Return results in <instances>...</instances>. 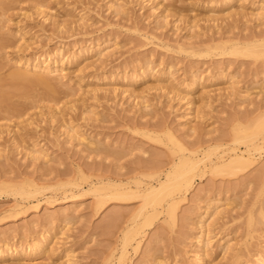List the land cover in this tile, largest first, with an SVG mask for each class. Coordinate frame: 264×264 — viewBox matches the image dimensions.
I'll use <instances>...</instances> for the list:
<instances>
[{
	"label": "rangeland",
	"instance_id": "374dc122",
	"mask_svg": "<svg viewBox=\"0 0 264 264\" xmlns=\"http://www.w3.org/2000/svg\"><path fill=\"white\" fill-rule=\"evenodd\" d=\"M30 1H11L6 10L0 9V38L5 36L12 43L0 48V77L7 78L15 69L18 55L31 52L53 53L71 62L64 63L62 85L50 80L61 86L54 85L55 94L48 96L41 83L20 81L5 86L10 92L8 104L17 106L18 112L0 108V184L29 181L43 189L34 199L13 194L7 187L0 189V251L8 244L13 250L29 247L43 233L52 236L33 254L0 258V264H194L198 250L202 251L203 264H232L230 252H222L226 240L248 255L237 263L244 264L264 243V218L254 217L251 228L246 227L249 212H256L264 200V195L257 198L252 179L264 154L254 156L247 171L237 175L205 164L222 149H244L232 138L233 126L245 122V117L252 119L256 112H251L254 102H242V94L250 88L249 98L255 103L264 97V89L258 93L264 88V17L252 15L264 0H233L225 6V0H165L156 9L152 8L154 0V4L152 0H47L52 14L46 15V20L44 14L30 9ZM113 4L123 8L115 11ZM240 9L246 14L230 16ZM213 17L219 19L213 21ZM54 19L64 23L59 30L54 28ZM19 28L22 34L16 33ZM223 34L253 35L259 41L252 49L234 54L202 50L206 44L200 43L202 39L214 37L215 43ZM22 43L29 45L27 50H18ZM191 43L196 44V52L180 48ZM100 51L105 55L99 57ZM143 65L152 67L157 75L137 81L133 94L127 80ZM196 71L206 80L190 96L194 116L185 117L186 100L177 95L184 87L176 91L171 86L188 83ZM228 79H235L232 82L238 89L234 85L235 89L229 90L232 82ZM238 90L242 96L237 97ZM201 91H209L206 105L199 101ZM138 92L146 97L144 101L137 97ZM56 101L67 113L68 123L50 117L46 107ZM185 121L200 130L186 135ZM71 126L104 144L110 153L84 151V146L67 136ZM168 131L181 148L197 143L207 149L208 156L190 190L178 195L174 218L164 209L151 212L147 219L138 216L141 198L107 199L97 209L94 194L88 189L90 183L123 184L125 177L149 182L156 172L169 166L171 158L178 159L180 147L169 139ZM32 146L42 148L49 158H33L29 152ZM62 209L74 212L66 220L55 219ZM113 215L117 218L114 222ZM200 223L204 225L202 232ZM136 228L138 234L122 256L125 236ZM204 239L209 240V252L202 245Z\"/></svg>",
	"mask_w": 264,
	"mask_h": 264
},
{
	"label": "bare ground",
	"instance_id": "6f19581e",
	"mask_svg": "<svg viewBox=\"0 0 264 264\" xmlns=\"http://www.w3.org/2000/svg\"><path fill=\"white\" fill-rule=\"evenodd\" d=\"M11 1H16V0H0V9L6 10L9 7V4ZM31 1H32V3H30L31 4L30 9H34L35 14H44L45 15V16L43 15L44 20L48 19V17H46V15L52 14V13L49 11L51 9L48 6L49 4L47 3V0H31ZM146 1H151V0H146ZM154 1H157V2L154 4V2L152 0V2L154 4L152 6V8L156 9V6L160 5L161 2H163L165 0H154ZM231 1H233V0H225L224 6H225V4L230 3ZM237 1L242 2L245 0H237ZM113 6H116L115 11H116V8H119V10L123 8L122 7L123 5L121 6V5H117V4L114 5L113 4ZM257 9H258V11L255 13H252V15L254 14V16H256V18H258V19L263 18L264 17V5L260 4ZM240 10H241L240 12L234 11L231 13V15L230 14L229 15L235 16V15H239V14H246L244 11H242V9H240ZM124 12H126V11L124 10ZM160 14H162V13H160ZM241 16H245V15H241ZM164 17H163V19H164ZM160 18H161V16H160ZM219 18H221V17H219ZM219 18L213 17L211 19L213 21H216ZM231 18H233V17H231ZM160 21H162V20H160ZM163 22H164V20H163ZM62 23L58 20H55V19L53 20L54 28L57 30L60 29ZM158 24H162V23H158ZM63 25H64V23H63ZM194 26L192 28H194ZM190 28H191V26H190ZM16 33L22 34V30H20V28H19V29H17ZM196 33L198 34V32H195V34ZM193 37H195V35ZM20 38L24 39L23 36ZM217 39H219L220 41L215 42V43H213L215 40L214 37H208L207 39H202L200 41V43L201 42L206 43L205 48L203 49V47L200 46L201 44L198 46H200L203 51L204 50L207 51V50H216V49L218 50L219 49L221 54H227V53L234 54L237 51H239L240 49H245V50L252 49L251 47H254L257 44V42L259 41L253 35H251V37L245 36V35L241 37V36H236V35H224L223 34L222 36H220ZM9 41H11V40H9V38H7L5 36H1L0 48H3L4 46H6L8 44L11 45L12 43ZM183 44H181V45H183ZM196 44H199V40L196 41ZM196 44H192L191 46L190 45L184 46L185 45L184 44L183 46L180 45L181 46L180 48L181 49H183V48L184 49H190V50H192V52H196V50H194V48L196 47L195 46ZM198 46H197V48H198ZM28 47H29V45H26L23 43L20 45H17L18 50H27ZM220 53H218V54H220ZM52 54L50 53L47 55H42V54L36 55V54L31 52V53H27V54H23V55H18L14 59L15 63L13 64V69H14V65H15V69L13 71H11V73L9 74V76H7V78L6 77L3 78L2 76L0 77V108L2 106H4V108L8 107V108L12 109L13 111H17V106H12V105L8 104V98L10 96V92L5 90V86L6 85H13V84L16 85V83L20 82V81L23 83L25 82L26 84L27 83H31V84L41 83V84H43V87L45 86L44 88L46 90L47 95L50 94V92L55 94V90H57V88L61 87V86H57V84L58 85L63 84V83L61 84V78L65 76L64 74H66V69L64 67V63H66V62L69 63L71 61L65 60L66 58H64L63 56L62 57H59V56L56 57V56H54V54L53 55ZM103 55H105V53L100 51L99 57H101ZM146 65H148V64H146ZM143 66H145V65H143ZM21 67L29 68L30 70H27V69L23 70L22 69L23 71H21L20 70ZM139 70H140V72L138 74L134 72L135 74L131 75L129 77V79L127 80V82L129 81V85L131 87V88L129 87V89L133 90V91H131L133 94L135 92V89H132V86L137 81L142 80L145 77H152V76L155 77L157 75V74L155 75V73L153 72L154 69L152 67L149 68V67L145 66L142 70H141V68ZM166 72H168V71H166ZM166 72H165V74H166ZM168 74H171V72L169 71L167 73V75ZM220 76H221V72H220ZM165 77H167L168 80L170 78L168 76H165ZM232 77L233 76H231V78ZM53 79H55L56 83L59 82L60 84L57 83L55 85L54 84L55 82L54 83L51 82L53 84V85H51L50 80L52 81ZM204 80H206V78L202 79V77L200 75H198L197 71H196L194 74H192L188 83H184L181 81V83H178L175 85H174V83H173V85L171 84L172 89L176 90V91L178 89H180L179 87H181V86L184 87L183 89H181L179 91V93L177 92V95H178V98L180 100H186L185 101V108H184L186 111V112L184 111L185 117L186 116H188V117L194 116V115H192V113L195 112V111H193V109H194L193 103L194 102L190 98V96H192L194 94L195 89H196V87H198V85L203 84ZM209 80H211V79H209ZM234 80L235 79H233V80L231 79L229 81L232 82ZM54 85L57 86V88ZM229 85L230 86L228 87V89L230 88L232 91H233V89L237 88L235 83H233V82L230 83ZM234 85H235V88H234ZM171 87H170V89H168V91L171 90ZM161 88H163V87H161ZM129 89H125V90L128 91ZM262 89H264V88L261 87L259 89L260 91H258V93H262V91H263ZM94 91L96 92L95 89H94ZM169 92H172V91H169ZM234 92H235L234 97H236L237 92L235 90H234ZM251 92L252 91H250V88L247 89L244 92L245 94H242L244 96V98H241V99H243L242 102L243 101H246V102L248 101L249 103L254 102L253 104H255V107L251 112H256V115L252 119L245 117L244 119H245L246 123L243 122V123L235 124L233 126V130H232V138L235 141L242 143L244 145V149L240 150V151H238L235 148L222 149L220 152L217 153L218 155L215 157V159H210L209 162L205 164V166H208L211 169L222 168L225 172H227L228 175H237V174L245 173L247 171V169L252 165V163L254 161L253 160L254 156L258 155V157H260L264 154V109H263L264 108V104H263L264 97H261L260 101L255 103L254 98L250 99L251 98L250 96L252 94ZM72 93L73 92H71V94ZM74 94H76V93H74ZM133 94L131 96H134ZM240 95H241V92L239 95L237 94V97ZM263 95H264V91H263ZM137 97L140 99L142 98L141 100H143L144 98L146 99V97L140 92H138ZM208 97H210L209 91H201L198 98H199V101L201 100L200 102H203V104H205L206 103L205 99H208ZM50 99H52V98H50ZM204 100H205V102H204ZM143 101H141V102H143ZM240 102H241V100H240ZM147 103H149V102H147ZM54 104H55L54 106L52 105V106L46 107L50 117L52 119L58 121V122H64V124H65V122L68 121V118L67 119L65 118V115L67 113L65 111H62L63 109L62 110L59 109L60 107L57 106V104H58L57 101ZM192 104H193V107H192ZM47 105H48V103H47ZM142 105L147 107L148 104H146V105L142 104ZM149 106H150V104H149ZM143 109H145V108H143ZM196 109H198V108H196ZM199 110L200 109H198V112H199ZM89 112H90V110H89ZM19 113H21V111H19ZM197 113H195V114H197ZM200 114H201V112H200ZM200 114H197V115H200ZM198 118H199V116H198ZM189 119H186V120H189ZM189 121H191V120H189ZM188 122H186L187 124L184 123L186 126L188 125L186 127V131H189V132H188V134L185 133L186 135H189L190 131H191V134H193V132H198L200 130L197 127L198 125L197 126H194V125L191 126V122H189V123ZM244 123H245V125H244ZM70 125L68 124V126H70ZM72 126H74V125H72ZM72 126L70 128L68 127L71 134H69L67 132L68 133L67 136L69 137V135H70L69 138L71 140H72V138H73V140L76 139L75 141H78L77 143H79V145L84 146L85 147L84 151H87L90 153L94 152L93 154L97 153V155H98V153L99 154L102 153L104 155L105 154L107 155L110 153L108 151V148L106 149V146L102 147V146H104V144L99 145L100 144V143L98 144L99 141H94L91 137H88L83 131H80L79 129L77 130L78 127L76 128V126H75V128H76L75 129ZM167 134L169 136V139L172 140L176 145H178V147H180L179 149L181 150V154L178 157V159L177 158H171V160L168 163L169 166L167 168H165V170H162V171L159 170L158 172H156L154 174L152 180L149 182H144L143 180H140L137 178L132 179V178L125 177V183H123V184H112L109 181L104 182L102 180L96 181L94 183H90L88 189L90 192H92L94 194L95 206L97 209L100 208L103 204H105L107 199L123 200V199L141 198V200L143 201L142 202L143 204L137 213L138 216L140 215V216H143L145 219H147L148 215L151 212H156L159 209H164L167 213V216H169L172 219L174 218V216L176 214L175 212H176L177 204L180 201L178 195H180L181 192H187L188 190H190V188L193 185V179L201 167V163L203 161H205V159H207L208 156L206 153L207 149L204 147H200L201 145H199L197 143H193V144H191L192 146H189L188 148H186V147L181 148V143L174 136V134L170 131H168ZM25 136H27V135H25ZM14 137L16 138V136H14ZM23 137H24V135H23ZM15 138L13 140H15ZM21 139L23 141V138L21 137L19 139L20 142H22ZM25 141L26 140H24V142ZM15 145H19V143H17V144L15 143ZM218 146L219 145H217L216 147H218ZM33 147L34 146H32V148H31L32 150L30 149V151H29V152H31V155L33 156V158H35L36 160L43 158V157H47L46 159L49 158V156H47L48 154L46 155L45 152L42 150V148L36 149ZM24 149H25V146H24ZM43 159L45 160V158H43ZM46 162H44V163H46ZM153 163L156 166L155 162H153ZM45 170H47V169H45ZM252 179H253V182L257 186V195L256 196H257V198H259V197L264 195V159L260 163V165L256 168L255 172L252 175ZM11 183L12 182H10V184L1 183L0 189H3V187L4 188L7 187V190L9 189V191L11 193L19 194V195H21L27 199L28 198L34 199L36 197V194L43 189L42 186L39 185L40 186L39 187L38 185L31 183L29 181L27 183H23V184L27 185V187H24L23 184H18V183L17 184H15V183L11 184ZM67 184H71L72 186H78L79 185L76 182H67ZM133 190H135L136 192ZM10 192H8V193H10ZM75 196L76 195H72L71 197H75ZM161 202H163V204ZM33 207L37 208L38 203L34 204ZM207 211H204L203 213L207 214ZM214 211H215V214H217L216 208L214 209ZM73 212H74L73 209H71V210L70 209H62L57 214L55 219L59 218L60 220H63V219L66 220L67 217L70 214H72ZM116 213L117 212H115L114 214H116ZM52 217H53V215H52ZM254 217H257L259 220H262L264 218V200L262 203L259 204V206H257L256 212H252V211L249 212V217H248V221L246 224L247 229L251 228V226L253 224L251 222H252ZM44 218L46 219V217H44ZM199 219L201 222L202 219L201 218H199ZM116 220H117L116 216L113 215L111 221L114 222ZM202 227H204V225L201 226L200 232L203 231ZM138 229L139 228L133 229L132 231L128 232V234H126L125 246H123V248L121 250L122 256H124V254H126V252H127L126 246L128 244H131V240H135V236L138 234ZM206 230H209V228ZM205 232H207V231H205ZM43 234H42V236L39 235L40 237L38 236L36 238V240L33 242V244L30 245L29 247L27 246L26 248H23V247L19 246V248H20V249L18 248L19 250L16 248H15L16 250L15 249L13 250L11 247H9V244H8L6 249L3 250V248H2V250L0 251V258L5 259V257H8V258L11 257L12 258L14 256H19V257L23 258L24 255L33 254L34 252L37 251V249L41 245L45 244L49 240V238L52 236L49 233L48 234L46 233L44 235ZM201 235H199V236H201ZM206 239H208V238H206ZM204 242L205 243L203 244V241H202V245L204 246V248L207 247V250L209 252V249H210V248L208 249V246L210 245L209 240H205ZM198 243L200 244V242H198ZM137 244H138V242H137ZM206 245H208V246H206ZM2 247H4V245H2ZM200 247H199V249H200ZM222 250H223L222 251L223 254H229V252H230L231 260H229V261H231L232 264L241 263V261H242L241 259H243L242 257L245 255V252H244V254H242L243 253L242 251L240 252V250H238V249L235 250V246H233L229 240H226V242L224 243V245L222 247ZM201 252H202L201 250H198L195 253L196 254L195 258L193 257L194 261H195L194 264H203L202 262L204 261L203 260L204 257H202ZM206 254H207V252H205V255ZM12 263H14V262H9L8 264H12ZM19 264H20V262H19ZM244 264H264V243L262 245H259V247L256 249L255 253H253L250 257H248L247 261Z\"/></svg>",
	"mask_w": 264,
	"mask_h": 264
}]
</instances>
